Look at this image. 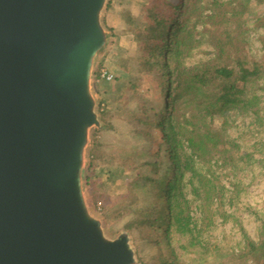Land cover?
<instances>
[{
	"label": "water",
	"instance_id": "obj_1",
	"mask_svg": "<svg viewBox=\"0 0 264 264\" xmlns=\"http://www.w3.org/2000/svg\"><path fill=\"white\" fill-rule=\"evenodd\" d=\"M107 0H0V264H136L83 193Z\"/></svg>",
	"mask_w": 264,
	"mask_h": 264
},
{
	"label": "rangeland",
	"instance_id": "obj_2",
	"mask_svg": "<svg viewBox=\"0 0 264 264\" xmlns=\"http://www.w3.org/2000/svg\"><path fill=\"white\" fill-rule=\"evenodd\" d=\"M154 1L156 0H121L119 6L107 11V0L102 12L101 22L107 44L104 53L99 52L94 60L91 77V93L95 100L94 111L99 126L92 127L88 132L84 150L83 193L89 212L101 222L107 238L114 239L122 233L128 234L136 264H154L158 259H167L169 255L186 264H219L227 254L236 253L243 248L244 234L255 242L264 234V90L261 89L264 71L262 79L258 80L253 89V93L260 97V121L252 114L233 113L228 118V137L239 146L237 158L242 159L226 166H222L216 159L210 164L202 165V173L213 174L225 191L223 208L215 213L213 226L200 236L199 243L192 245L189 236L175 233H169L163 238L147 224L132 225L129 228L136 220L148 221L154 218V186L147 180H140L139 186H135L133 182L136 177L160 178V174L157 176L147 166L141 167L139 164L155 160L149 153L154 154L160 148L163 154V149L166 151L170 147L165 136H171L170 125L175 121L169 108V92L159 98V89L154 86L156 76L147 74L145 70L138 72L142 70L140 63L143 61V54L141 46L134 39V33L137 29L144 28L140 24L145 20V10ZM258 11H264V6ZM127 15L136 23L129 22ZM171 28L170 25L165 39L167 44L172 37ZM200 29L201 26H198V30ZM258 35H264V29L249 32L248 60L250 63L254 60L262 66L264 52L257 40ZM105 54L109 56L106 57ZM211 57V48L204 41L186 59L185 66L207 61ZM121 62L129 70L123 74L115 70ZM162 64L165 72L164 86L168 89L172 79L168 74L172 67L170 49L162 55ZM101 69L112 72L114 78L120 80L113 79L108 84L109 82L98 79ZM130 76L138 79H131ZM161 104L164 111L157 115V107ZM101 111L105 113L103 117L100 115ZM191 113L192 109H186L179 118L188 120ZM155 120L161 121L160 128L153 125ZM220 124L221 120H216L215 125ZM137 155L141 157L140 162L134 163L133 159ZM96 157L98 159L93 161ZM164 161L167 162V158ZM90 166V181L96 183L93 185L92 195L85 178V172ZM190 187L188 185L185 188L186 199L191 203L189 212L193 221L196 220L199 225V202L192 195ZM93 192L96 193V199L93 198Z\"/></svg>",
	"mask_w": 264,
	"mask_h": 264
},
{
	"label": "trees",
	"instance_id": "obj_3",
	"mask_svg": "<svg viewBox=\"0 0 264 264\" xmlns=\"http://www.w3.org/2000/svg\"><path fill=\"white\" fill-rule=\"evenodd\" d=\"M120 1L109 0L107 11L119 6ZM263 6L264 0H156L147 6L145 20L140 24L144 28L134 33V39L141 46L143 54L140 63L142 70L138 72L145 70L147 74L156 76L154 86L159 89V98L169 92V108L175 121L170 125L171 136H165L170 147L166 151L163 149V154L160 148L154 154L148 152L155 160L139 164L141 167L147 166L157 176L160 174V178L136 177L133 182L139 186L140 180H147L154 186V218L148 221L136 220L129 228L132 225H151L163 238L169 233L189 236L190 244L194 245L213 226L215 213L224 205L225 188L216 182L213 174L202 173V165L216 159L222 166H226L242 159L237 158L239 146L228 137V118L231 114H252L260 121V97L253 93V89L258 80L262 79L264 65L254 60L250 63L248 56L249 32L264 29V11H258ZM133 21V18L129 19V22ZM170 25L172 37L167 44L165 39ZM198 26H201L200 30ZM257 40L264 52V35H258ZM204 41L211 48L212 57L185 66L186 59ZM167 49H170L172 59L168 73L172 79L168 89L164 86L165 72L162 64V55ZM102 53L104 49L100 51ZM115 70L119 74L129 71L123 62ZM119 80L114 78V81ZM261 89L264 90V82ZM189 108L193 110L190 118L185 121L180 119L179 115L183 116V111ZM161 111H164L163 104L157 107L155 114L160 115ZM100 115L103 117L104 111ZM216 120H221L220 126L215 125ZM154 122L153 125L160 128L161 121ZM134 158V163L140 162V156ZM164 158H167V162ZM91 167L85 172L90 192L96 184L90 181ZM188 185L199 202V225L196 220L193 221L189 212L191 203L186 199L185 189ZM93 198L96 199L94 192ZM244 238L243 248L227 254L219 264H264V234L257 242L245 234ZM154 264L186 263L169 255L167 259H158Z\"/></svg>",
	"mask_w": 264,
	"mask_h": 264
},
{
	"label": "built area",
	"instance_id": "obj_4",
	"mask_svg": "<svg viewBox=\"0 0 264 264\" xmlns=\"http://www.w3.org/2000/svg\"><path fill=\"white\" fill-rule=\"evenodd\" d=\"M98 79L106 82H111L114 79V75L112 72L106 69H101L98 73Z\"/></svg>",
	"mask_w": 264,
	"mask_h": 264
},
{
	"label": "crops",
	"instance_id": "obj_5",
	"mask_svg": "<svg viewBox=\"0 0 264 264\" xmlns=\"http://www.w3.org/2000/svg\"><path fill=\"white\" fill-rule=\"evenodd\" d=\"M130 18H127V20L129 21Z\"/></svg>",
	"mask_w": 264,
	"mask_h": 264
}]
</instances>
